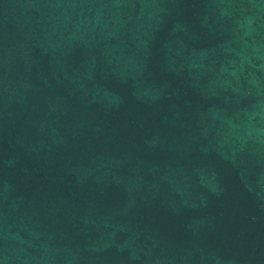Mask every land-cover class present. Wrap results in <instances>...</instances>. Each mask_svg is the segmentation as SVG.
I'll list each match as a JSON object with an SVG mask.
<instances>
[{
  "label": "water",
  "instance_id": "1",
  "mask_svg": "<svg viewBox=\"0 0 264 264\" xmlns=\"http://www.w3.org/2000/svg\"><path fill=\"white\" fill-rule=\"evenodd\" d=\"M0 264H264V0H0Z\"/></svg>",
  "mask_w": 264,
  "mask_h": 264
}]
</instances>
